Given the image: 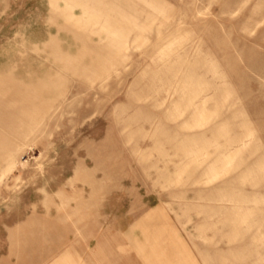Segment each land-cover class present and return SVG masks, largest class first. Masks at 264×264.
Segmentation results:
<instances>
[{
	"label": "rangeland",
	"instance_id": "obj_1",
	"mask_svg": "<svg viewBox=\"0 0 264 264\" xmlns=\"http://www.w3.org/2000/svg\"><path fill=\"white\" fill-rule=\"evenodd\" d=\"M88 6L0 0V264H264V0Z\"/></svg>",
	"mask_w": 264,
	"mask_h": 264
},
{
	"label": "crops",
	"instance_id": "obj_2",
	"mask_svg": "<svg viewBox=\"0 0 264 264\" xmlns=\"http://www.w3.org/2000/svg\"><path fill=\"white\" fill-rule=\"evenodd\" d=\"M89 2H91V0H65L64 8H66V12L70 18L76 19L79 23H84L86 18H93L94 16H97L90 10L88 6ZM75 7L81 8V14L78 16L73 12V8ZM105 20L106 23L104 24V29L109 35L108 46H112L113 44H116L117 41L121 40V37L123 36L122 33L126 26L124 25L125 23H123L124 19L121 20L117 19L116 17L108 16ZM15 151L16 150L13 148L9 150L7 155L8 158L13 157ZM154 216L155 215H153V217ZM148 220L150 221V218ZM59 259V261L65 262V257H60Z\"/></svg>",
	"mask_w": 264,
	"mask_h": 264
}]
</instances>
